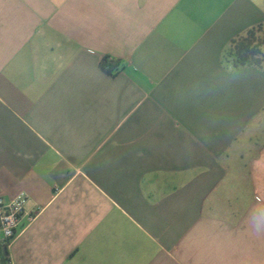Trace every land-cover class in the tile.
I'll use <instances>...</instances> for the list:
<instances>
[{"label": "crops", "instance_id": "1", "mask_svg": "<svg viewBox=\"0 0 264 264\" xmlns=\"http://www.w3.org/2000/svg\"><path fill=\"white\" fill-rule=\"evenodd\" d=\"M264 0H0V264H264ZM119 60L111 73L103 59Z\"/></svg>", "mask_w": 264, "mask_h": 264}, {"label": "built area", "instance_id": "2", "mask_svg": "<svg viewBox=\"0 0 264 264\" xmlns=\"http://www.w3.org/2000/svg\"><path fill=\"white\" fill-rule=\"evenodd\" d=\"M27 202L28 196L23 191L8 200L0 192V239L6 248L38 215L27 211Z\"/></svg>", "mask_w": 264, "mask_h": 264}, {"label": "trees", "instance_id": "3", "mask_svg": "<svg viewBox=\"0 0 264 264\" xmlns=\"http://www.w3.org/2000/svg\"><path fill=\"white\" fill-rule=\"evenodd\" d=\"M264 25H260L257 28L249 30L244 36L253 35L255 31L261 29ZM239 37L232 41L230 47L225 53V60L231 62L234 67L255 65L260 68H264L262 59V44H255L250 38ZM120 64L119 60H109V57L103 59V66L108 67L109 72H113Z\"/></svg>", "mask_w": 264, "mask_h": 264}, {"label": "rangeland", "instance_id": "4", "mask_svg": "<svg viewBox=\"0 0 264 264\" xmlns=\"http://www.w3.org/2000/svg\"><path fill=\"white\" fill-rule=\"evenodd\" d=\"M246 38H250L251 40L254 41V43L256 44H262L261 46V51H262V59H264V27H262L261 29L255 31V33L253 35H248V36H244ZM263 64H264V60H263Z\"/></svg>", "mask_w": 264, "mask_h": 264}, {"label": "clouds", "instance_id": "5", "mask_svg": "<svg viewBox=\"0 0 264 264\" xmlns=\"http://www.w3.org/2000/svg\"><path fill=\"white\" fill-rule=\"evenodd\" d=\"M256 227L259 229V228H261V227H264V224L257 223V224H256Z\"/></svg>", "mask_w": 264, "mask_h": 264}]
</instances>
